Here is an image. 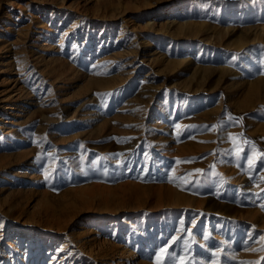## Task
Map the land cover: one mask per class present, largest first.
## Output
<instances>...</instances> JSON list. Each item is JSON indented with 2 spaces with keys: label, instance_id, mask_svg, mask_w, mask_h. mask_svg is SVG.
<instances>
[{
  "label": "rangeland",
  "instance_id": "rangeland-1",
  "mask_svg": "<svg viewBox=\"0 0 264 264\" xmlns=\"http://www.w3.org/2000/svg\"><path fill=\"white\" fill-rule=\"evenodd\" d=\"M62 258L264 264V0H0V264Z\"/></svg>",
  "mask_w": 264,
  "mask_h": 264
},
{
  "label": "bare ground",
  "instance_id": "bare-ground-1",
  "mask_svg": "<svg viewBox=\"0 0 264 264\" xmlns=\"http://www.w3.org/2000/svg\"><path fill=\"white\" fill-rule=\"evenodd\" d=\"M174 206V205H173ZM47 221H48V223L52 226V227H54V228H57L58 230L60 229V228H62V224H61V222L58 220V219H56V218H48L47 219ZM30 244V243H29ZM119 244V243H118ZM63 246V245H62ZM60 249V248H59ZM62 249V248H61ZM41 250V249H40ZM63 250V249H62ZM4 252V251H3ZM92 252V251H91ZM121 252V251H120ZM58 253V252H57ZM60 253V252H59ZM122 253V252H121ZM46 254V253H45ZM133 254V253H132ZM51 256H53V254L51 255ZM67 257V256H66ZM39 258V257H38ZM51 258V257H50ZM52 258H56V255L55 256H53ZM55 261H56V259H55ZM57 262H58V264H67L66 262V260L64 259V258H62L61 260H57ZM4 264H17L16 263V261L15 260H12V261H9V260H7V261H5V263ZM41 264H43V263H41ZM52 264V263H51ZM69 264V263H68Z\"/></svg>",
  "mask_w": 264,
  "mask_h": 264
},
{
  "label": "snow or ice",
  "instance_id": "snow-or-ice-1",
  "mask_svg": "<svg viewBox=\"0 0 264 264\" xmlns=\"http://www.w3.org/2000/svg\"><path fill=\"white\" fill-rule=\"evenodd\" d=\"M197 171H202V170H197ZM173 264H174V262H173ZM241 264H253V262H241Z\"/></svg>",
  "mask_w": 264,
  "mask_h": 264
}]
</instances>
